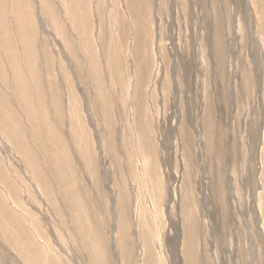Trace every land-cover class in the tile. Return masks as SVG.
<instances>
[{
	"label": "rangeland",
	"instance_id": "obj_1",
	"mask_svg": "<svg viewBox=\"0 0 264 264\" xmlns=\"http://www.w3.org/2000/svg\"><path fill=\"white\" fill-rule=\"evenodd\" d=\"M0 264H264V0H0Z\"/></svg>",
	"mask_w": 264,
	"mask_h": 264
},
{
	"label": "bare ground",
	"instance_id": "obj_2",
	"mask_svg": "<svg viewBox=\"0 0 264 264\" xmlns=\"http://www.w3.org/2000/svg\"><path fill=\"white\" fill-rule=\"evenodd\" d=\"M148 238L147 237H144V245L146 246V248L148 247V249L149 248H152V245L150 244V242H149V240H147ZM160 249H161V252L163 253V252H165L166 251V248H164L163 246H162V244L160 245ZM150 250H148V252H149ZM152 252H151V254H149V258L147 259L148 261L149 260H152L153 258H154V255H153V250H151ZM164 254V253H163ZM162 256V255H161Z\"/></svg>",
	"mask_w": 264,
	"mask_h": 264
}]
</instances>
